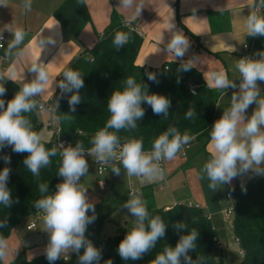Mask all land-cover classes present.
<instances>
[{
	"label": "clouds",
	"instance_id": "9594fccd",
	"mask_svg": "<svg viewBox=\"0 0 264 264\" xmlns=\"http://www.w3.org/2000/svg\"><path fill=\"white\" fill-rule=\"evenodd\" d=\"M79 2L84 3V0ZM134 2L135 0H120L119 8L133 9ZM0 6L6 7V0H0ZM22 7L25 12L31 11V0H24ZM247 7L251 9L250 15L245 18L247 36H264V15L259 14L264 10V0H250ZM143 8V0L135 3L133 18L139 16ZM174 29L175 25L171 23L169 30L172 31V37L166 45V52L173 60L180 58L178 71L187 72L194 64L200 62V58L194 56L183 62L190 41L182 31ZM11 33L13 38L7 43L4 58L18 61L28 54V48L20 47L27 32L17 27ZM41 33L34 37L37 48L43 50L47 45L56 43L52 36L44 38ZM129 39V33L117 32L113 44L116 49H120ZM0 40H3L2 34ZM0 48H4L2 43ZM254 55L259 56V59L245 57L236 61L235 68L240 78L239 91L233 92L230 107L224 109L222 117L214 122L210 131L211 157L201 168L200 178L206 177L210 181L208 187L213 192L217 191L218 186L230 184L234 178L249 171L264 175V98L258 86V81L264 82V51ZM49 64L33 60L28 71L35 74L34 79L25 82L23 75L19 77L22 81L19 91L7 102V107L5 100L0 99V149L11 146L14 153H27L23 165L36 177H39L41 168L51 164L50 158L59 153L62 164L58 175L63 177V182L56 185L55 194L46 195L33 205L43 214L44 231L49 234V242L45 249L46 259L49 264H54L63 255L68 256V253L72 252L78 255V264H99L102 252L85 235L87 226L97 218L95 205L86 195L88 189L80 183L81 177L86 176L89 169L85 154L95 156V162L98 164L111 166V171L116 175H120L122 167L127 176H136L148 181L163 180L166 173L160 162L176 159L183 146L188 145L196 137L187 132L182 135L176 127L170 126L154 141L149 152L143 150L142 139L129 140L121 147L117 133L138 127L137 121L142 120L145 115L142 103L146 102L154 115L163 114L164 117L169 115L168 110L171 107L167 97L149 94L147 85L137 83L135 78L128 77L124 90L112 93L107 105L111 117L105 128L98 131L91 140L93 145L91 148L85 150L83 143L77 141L75 146L70 144L65 147L61 143L48 149L42 142V135L33 131L32 122L26 114L34 112L37 115L45 114L53 121H57L62 116L58 113L60 98L72 93L67 103L70 110L75 112L76 106L82 102L80 92L85 87L79 71L65 70L62 74L63 79L56 85L60 89V97L52 103V107H49L42 102L45 96L52 97L55 92L54 79L48 70ZM204 76L207 86L221 89L224 93L228 88H237V84L229 79L223 69L207 72ZM147 78L154 83L159 82L154 73H147ZM6 80L16 82L17 72L14 66L10 67L7 73H0V97L6 94L7 89L4 86ZM253 103L257 107L248 118L246 111ZM195 115L196 110L189 107L185 118L191 119ZM3 160L6 164L11 163L10 156L5 155ZM116 161H119V166L115 164ZM10 172L9 167L0 171V205L6 208H10L14 203L11 190L7 187ZM39 191L47 193L49 185L40 184ZM122 208L128 209L135 220L131 231H128L119 243L118 254L125 261L143 259L155 247L157 241L165 237L167 224L159 215L150 217L146 201L136 190L129 193V199ZM89 211L93 214L88 215ZM6 226V219L0 221V228ZM174 227L177 231H182L188 226L178 222ZM199 233L192 228L189 233L181 235L174 248L166 247L151 264H181V258L184 264H198L197 260L194 261L189 256V252L195 250ZM82 248L83 255H79ZM9 252V239L0 235V261L7 260ZM105 264L113 262L109 259Z\"/></svg>",
	"mask_w": 264,
	"mask_h": 264
},
{
	"label": "trees",
	"instance_id": "16d2710c",
	"mask_svg": "<svg viewBox=\"0 0 264 264\" xmlns=\"http://www.w3.org/2000/svg\"><path fill=\"white\" fill-rule=\"evenodd\" d=\"M259 14L264 15V10ZM53 16L74 37L91 19L85 1L80 3L79 0H64L53 11ZM124 22L121 15L113 10L108 25L102 32L96 33L97 39L94 45L75 55L65 69L79 71L84 79L85 87L80 92L82 102L76 106L75 112L70 110L67 103L72 93L60 98L58 113L62 116L56 121L60 127V137L65 139L68 145L75 146V143L80 141L85 150L91 148L93 146L91 140L98 131L105 128L111 117L107 105L112 93L122 92L128 77L135 78L137 83L147 85L149 94L167 97L171 107L168 110L169 115L164 117L163 114L154 115L151 107L146 102L142 103L145 115L142 120L137 121L138 127L117 133L121 144L132 139H142L143 150L149 152L152 150L154 141L170 126L176 127L182 135L187 132L200 137L214 120L215 106L223 90L207 86L200 70L194 65L187 72L178 71L180 58L159 67L137 64L135 59L142 39L138 32L127 28ZM117 32L130 34L129 41L120 49H116L113 44ZM184 35L191 37L194 41L198 40L186 30ZM244 43H247L253 58L259 59V56L254 54L264 51V36L250 37L246 34ZM195 48V50L199 48L197 42ZM183 62L187 60L183 58ZM164 66L168 68L165 69ZM147 73L156 74L159 82L149 81ZM62 79L63 75L59 81ZM190 84L195 86V94L189 90ZM4 86L7 91L0 99L5 100V107H7V102L19 91L20 85L7 80ZM58 97H60L59 88L53 103ZM189 107L194 108L197 115L186 119L185 113ZM26 115L32 122L33 131L40 133L43 123L38 115L35 112ZM49 126L50 123L47 120V128ZM109 131L114 130L109 129ZM42 142L46 148L50 149L51 135L49 134L48 139H42ZM5 155L11 157L10 164H6L3 160ZM27 155V153H14L11 146L0 149V171H3L5 167L11 169L7 187L11 190L14 201L10 208L0 205V221L7 220V226L0 228V235L5 237L17 223L36 211L33 207L35 201L54 194L57 190L56 185L63 182V177L58 175L62 164L59 153L50 158L49 166L40 169L39 177L34 176L23 165ZM42 183L49 185L47 193L39 191V185ZM231 194L233 196L232 232L238 238V245L243 252L240 264H264V176L252 177L244 184L235 186ZM15 201L19 202L15 203ZM145 201L150 217L159 215L167 224L165 237L158 240L155 247L143 259L125 261L120 258L117 249L121 240L132 228L127 229L118 225L115 227V233L103 240L100 264H105V261L109 259L113 264H151L166 247L174 248L180 236L189 233L192 228L200 233L196 248L193 252H189V256L194 261L197 260L198 264H223L213 255V248L218 239L217 230L213 227L209 215L201 207L180 202L169 207H158L151 202L150 192L146 194ZM178 222L185 223L188 226L187 229L177 231L174 225ZM7 264H49V262L45 253L28 259L25 251L21 250ZM54 264H67V262L61 258ZM181 264H184L183 258H181Z\"/></svg>",
	"mask_w": 264,
	"mask_h": 264
},
{
	"label": "crops",
	"instance_id": "0c3cea01",
	"mask_svg": "<svg viewBox=\"0 0 264 264\" xmlns=\"http://www.w3.org/2000/svg\"><path fill=\"white\" fill-rule=\"evenodd\" d=\"M23 1L6 0V7L0 6V34L6 37L4 48L0 49V73H7V70L14 66L17 72L16 82L20 85L21 75L24 76L25 82H31L34 79L35 74L28 71L33 60H38V63L42 62L45 65L50 63L48 70L54 79L55 92L52 97L45 96L43 98L45 101L54 102L58 88L56 85L62 73L75 55L94 45L97 39L96 33L102 32L108 25L113 10L121 15L122 20L130 22L141 36V46L135 59L137 64L159 67L165 63L177 61L178 58L173 60L166 52V45L172 37L169 25L173 23L174 30L182 31L183 34L186 30L198 38L195 41L199 48L195 50L196 42L186 36L190 41V47L183 58L187 61L194 56L200 58V62L194 66L200 70L205 83L204 75L207 72L223 69L227 72L229 79L237 84L236 89L228 88L225 93L223 91L220 94L215 106L214 120L203 134L192 140L187 148L182 149L176 159L164 161L163 168L166 173L164 179L140 182L144 201L146 194L150 192L152 203L158 207H169L179 202L192 203L201 207L209 215L213 224L215 219L222 221L221 213L224 212L225 199H229L227 193H231L235 186L244 184L252 177L264 176L249 171L234 178L230 184L218 186L216 192L209 189L210 181L206 177L200 178L201 168L211 157L210 131L214 122L222 117L224 109L230 107L233 92L239 91L240 78L235 64L243 54V44L247 34L245 18L251 12V9L247 7L250 0H143L144 8L135 18H133V11L135 3L139 0H135L133 9L119 8L120 0H84L91 19L76 37L70 35L53 16V11L64 0H31V11L25 12L26 15L20 22L13 18L16 19L20 7L23 9ZM17 27L27 32L25 41L20 47L28 48V54L18 61L4 58L7 43L13 38L11 31ZM42 30L44 31L41 33ZM40 33L44 38L52 36L56 43L47 45L43 50L37 48L34 37H38ZM258 86L264 98V82L258 81ZM256 107L257 105L253 103L247 109L248 118ZM91 162L94 163V156ZM111 170L106 171L109 172V176L104 180L106 192H109L111 188L110 179L116 178V174ZM96 178L97 175L93 180ZM128 178L130 179L131 176H127ZM131 188H128V195L130 191H134ZM42 222L43 219L38 226ZM216 224H213L215 229L216 226L221 225V222L219 225ZM39 231H44V224L39 227ZM23 246L25 243L22 242L11 243L9 261L24 249ZM43 246L46 248L45 243ZM69 262L73 264L70 260Z\"/></svg>",
	"mask_w": 264,
	"mask_h": 264
},
{
	"label": "rangeland",
	"instance_id": "374dc122",
	"mask_svg": "<svg viewBox=\"0 0 264 264\" xmlns=\"http://www.w3.org/2000/svg\"><path fill=\"white\" fill-rule=\"evenodd\" d=\"M22 4H24V1ZM24 15H26V13L24 9H21L20 7V12L18 13L16 19H13L21 22ZM38 117L43 123L40 134L43 139H48L49 134L47 132V119L49 116L40 114ZM49 121L53 120L51 119ZM85 159L88 161L89 169L87 175L81 177L80 183L88 189L86 195L88 199L94 203L95 215L97 217L93 223L87 226L85 235L86 238L99 249L98 243H102L107 236L114 234L116 226L120 225L126 227L127 229H131L132 226H134L135 217L130 214L128 209L122 208V206L129 199V195L127 193L129 187H132L134 190L138 191V194L142 195V192L140 191L141 186H139V184L144 181V179L136 176H131L130 179H127V175L121 167L120 175H116V178L110 179L112 182H110L111 188L109 192L100 190L97 186L96 179L93 180L94 176L97 175L95 164L91 162V160H93V156L91 157L86 154ZM108 173L109 172H105L102 175L104 180H106L107 176H109ZM131 181L132 185H130ZM151 185H153V183ZM225 200L226 204H224V212L221 213L222 221L217 219V222L215 219V223H213L214 225H217L216 223L219 225L221 222L219 227L216 226L218 239L213 248V255L223 264H240L243 259V252L235 240V236L232 232L231 219L233 215L229 214L225 217V210L230 204H232V200ZM92 214L93 213L89 211L88 215ZM27 222L28 217L21 220L11 229L10 234L6 237L9 239L10 252L7 260L0 261L1 264H7L9 262L11 258V243L14 241L18 243H25V246H23L24 249L22 250L25 251V256L28 259L39 255L40 252L45 253L46 248H44L43 243L47 246L49 242V234L45 231H39V227L44 223L42 222L41 225L35 229L27 230ZM83 251L84 249L82 248L79 255H83ZM63 256H66L73 264H78V255L76 253L70 252L68 253V256Z\"/></svg>",
	"mask_w": 264,
	"mask_h": 264
},
{
	"label": "built area",
	"instance_id": "2783aa9c",
	"mask_svg": "<svg viewBox=\"0 0 264 264\" xmlns=\"http://www.w3.org/2000/svg\"><path fill=\"white\" fill-rule=\"evenodd\" d=\"M124 25L131 29V30H135V27L128 21H125L124 22ZM3 35V40H0V43L4 44L5 40H6V37L4 34ZM1 49V48H0ZM251 58V59H254L253 56L251 55L250 51H249V47L247 45V43H244L243 44V54L240 56V59L241 58ZM165 69L168 68V66H164ZM189 90L191 91V93L195 94L196 93V89H195V86L193 84H190L189 85ZM42 102L46 103L49 107H52L53 104L52 102H49V101H45V100H42ZM50 123V126L47 128V132L48 134L51 135V146H55V145H59L61 143L64 144L65 147L68 146V142L61 138L60 137V127L57 125V122L53 121H49ZM52 125V127H51ZM51 128V129H50ZM123 146V144H121V147ZM188 145H185L183 146L182 149L184 148H187ZM86 155V154H85ZM96 161V158L94 156V164H95V169H96V173H97V178H96V183H97V186L100 190H104L106 188V182L104 181V179L102 178V175L109 169H111V166H108V165H104V164H98L95 162ZM161 166L163 167L164 166V161H161ZM116 165L119 164V161H116L115 162ZM103 183V186H101V184ZM132 192V191H130ZM129 192V193H130ZM55 194V193H54ZM227 197L229 199L232 200V204H230L227 209L225 210V217H227L229 214H232L233 215V196L231 193H227ZM189 206H198V205H195V204H192V203H189L188 204ZM199 207V206H198ZM43 219V214L38 212V210H36L34 213H32L29 217H28V222L26 224V229L27 230H32V229H35L37 228V226L39 225V223L42 221ZM235 240L237 241L238 243V238L235 237ZM98 247L99 249L101 250L102 247H103V242L102 243H98ZM241 252V251H240ZM65 262H67V264H71L69 262V259L66 257V256H62L61 257Z\"/></svg>",
	"mask_w": 264,
	"mask_h": 264
}]
</instances>
